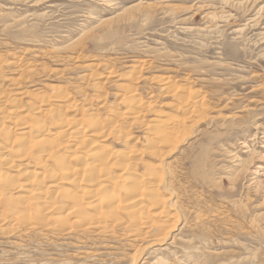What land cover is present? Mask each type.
<instances>
[{
	"label": "rangeland",
	"instance_id": "374dc122",
	"mask_svg": "<svg viewBox=\"0 0 264 264\" xmlns=\"http://www.w3.org/2000/svg\"><path fill=\"white\" fill-rule=\"evenodd\" d=\"M44 98L68 122L107 121L105 138L84 140L134 150L139 176L160 166L173 230L135 233L122 213L107 236L5 226L0 264H264V0H0L1 122L29 118ZM33 116L48 130L31 138L76 131ZM172 118L184 121L175 146L146 140Z\"/></svg>",
	"mask_w": 264,
	"mask_h": 264
},
{
	"label": "bare ground",
	"instance_id": "6f19581e",
	"mask_svg": "<svg viewBox=\"0 0 264 264\" xmlns=\"http://www.w3.org/2000/svg\"><path fill=\"white\" fill-rule=\"evenodd\" d=\"M167 71L169 72V70ZM131 95L129 93L127 98L122 96L129 103L127 110L131 121L138 123L137 120H140L141 117L140 111L136 112V108H143V105L135 96ZM188 95L190 96V94ZM59 96V104H66L65 107L75 108L74 103H70L68 98L62 94ZM61 107L63 108V106ZM37 108L36 111L34 109L36 115L51 116L53 120L57 118L56 123H59L60 126L63 125L62 127L66 131L71 130L72 127H75L76 131H74L75 133L69 131L71 134L66 136L62 131L50 139L41 138V135L32 137V139L31 134L33 132L47 129V126L44 125L46 126L44 127V123L42 124L38 119L39 117L33 116L35 114L31 113L30 119L25 114L22 117L15 114L13 119H10L12 121L9 123L11 126H6L4 119H2L3 123L0 118V227L7 226L11 229H5V233L2 230V234H6L8 230L11 233L17 231L23 233L22 230L25 229L49 228L51 225L52 227L58 226V230L66 231V233L74 227H78L81 228V231L97 232L107 236L113 234L111 231L114 230V226L122 225L123 227V224L125 225L123 222L120 224L119 215L122 213L129 216L131 221L129 224L133 227H131L132 232L137 229L135 233H141L139 230H155L157 231L156 234L161 237L164 236V239L169 236L173 229L168 225V222L174 217V213L171 209L172 199L169 198L170 195L166 197L162 195V191L158 192L162 183L160 173H157L160 166L155 165L146 168L148 169L147 173H142L143 175L139 176L136 174L138 164L135 165L131 162L136 153L134 150L119 151V149L114 150L107 147L104 140L99 141V143H88L84 140L83 136L87 133L91 138H105L104 132L108 130L107 121V125H105L104 122L101 123L92 119L82 111L81 116L78 117L77 115L78 119L68 122L66 121L68 118L66 120L65 117L62 118L57 108L48 106L45 98L42 100L41 106ZM10 113L16 112L11 111ZM95 117L97 118V116ZM7 120H9L8 117ZM110 121V125H115V121L112 119ZM85 124L90 130L80 132V127L85 126ZM110 125L109 128H113ZM183 126L182 118L155 121V124L149 129L152 131L149 134L150 137H147L146 140L152 144L157 142L167 147L168 145L175 146L174 138ZM115 128L116 126L114 130ZM15 129L20 138H15ZM69 159L75 160L77 164L70 166ZM48 161L53 162L54 165H48ZM12 235L9 234V236ZM156 237L158 236L156 235Z\"/></svg>",
	"mask_w": 264,
	"mask_h": 264
}]
</instances>
